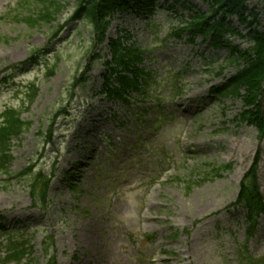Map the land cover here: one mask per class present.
Returning a JSON list of instances; mask_svg holds the SVG:
<instances>
[{"label": "rangeland", "instance_id": "obj_1", "mask_svg": "<svg viewBox=\"0 0 264 264\" xmlns=\"http://www.w3.org/2000/svg\"><path fill=\"white\" fill-rule=\"evenodd\" d=\"M50 1L63 6L57 22L32 29L22 19L38 15V0H0V114L18 109L33 124L12 143L10 175L0 170V260L14 238L30 241L34 253L11 264H47L49 237L55 264H245L246 257L263 258L264 217L246 244L244 212L231 205L253 165L264 196V134L235 120L241 102L211 94L234 73L221 74L228 49L245 52L252 46L248 38L228 37L226 46L214 49L186 34L164 47L181 17L208 12L202 0H158L153 15L133 8L117 14L108 37L128 35V44L155 52L145 66L162 77L147 90L152 96H132L126 110L100 94L99 62L86 85L74 89V77L93 57L92 24L70 22L77 0ZM244 7L245 17L257 15L263 32V4L246 0ZM225 19L247 34L237 16ZM34 50L49 55L24 69ZM31 83L37 86L32 102ZM167 87L181 90V97L165 101ZM262 102L264 117V96ZM227 164L232 171L215 177L212 166ZM32 167L53 176L47 207L34 208L30 191L38 182L17 177Z\"/></svg>", "mask_w": 264, "mask_h": 264}, {"label": "trees", "instance_id": "obj_2", "mask_svg": "<svg viewBox=\"0 0 264 264\" xmlns=\"http://www.w3.org/2000/svg\"><path fill=\"white\" fill-rule=\"evenodd\" d=\"M257 1L264 6V0ZM46 2L48 0H38L42 6L38 15L30 14L22 21L32 29L57 21L63 6L50 0L49 3L46 4ZM203 2L209 6V14L202 12L192 14L189 17L191 22L188 24V30L200 34L202 37L210 36L214 47L221 46V40L226 36L243 38L238 31L231 27L230 23L225 21V16L237 15L244 29L249 30L246 38L252 46L245 52L238 50L237 54L231 49V58L228 59L226 68H235L237 72L222 88H224L223 91H226L225 96L243 100L244 106L248 110L241 115L242 119L247 120L249 124L256 125L263 132L264 125L261 121L262 112L259 97L264 84V28L263 32L257 29V15H250L252 19L250 21L245 17L246 0H203ZM124 8H127L126 0H78V6L71 20L79 21L86 18L92 23L94 36L92 47L95 49L104 44L107 30L110 27L108 19H111L115 12ZM212 17L218 19L215 20ZM175 36H179V34ZM107 49L112 55V62L107 64L108 71L112 76L118 78L119 89L106 88V90L110 98L123 100L125 94H131L138 90L140 78L146 75L145 70L140 69L139 66L148 52L140 48L126 47L120 40H110ZM88 70L89 68L86 72ZM129 74L132 75V79L127 76ZM84 75L77 83L82 82ZM31 89L34 90L33 87ZM241 91H244V96L239 94ZM3 118L4 122L0 125V168L6 172V175H9L11 140L22 135L31 125L22 121L20 113L14 111L6 112ZM230 169L231 166H224L214 170L216 176H220V173ZM35 194L36 189H34L33 195L35 196ZM40 196L45 198L46 187L41 191ZM237 204L245 206L249 210L250 216L264 214L263 199L259 194L255 169L245 176Z\"/></svg>", "mask_w": 264, "mask_h": 264}]
</instances>
